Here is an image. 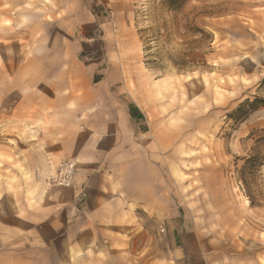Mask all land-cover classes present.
I'll return each mask as SVG.
<instances>
[{
	"label": "rangeland",
	"instance_id": "1",
	"mask_svg": "<svg viewBox=\"0 0 264 264\" xmlns=\"http://www.w3.org/2000/svg\"><path fill=\"white\" fill-rule=\"evenodd\" d=\"M45 58L56 68L69 63L77 83L88 75L100 82L101 63H117L108 74L122 75L125 99L171 153L174 199L190 225L223 240L224 230L238 234L239 251L264 264V104L231 115L264 100V0H177L172 8L98 0L83 10L66 0H0V113ZM8 131L0 125V140L13 138Z\"/></svg>",
	"mask_w": 264,
	"mask_h": 264
},
{
	"label": "crops",
	"instance_id": "2",
	"mask_svg": "<svg viewBox=\"0 0 264 264\" xmlns=\"http://www.w3.org/2000/svg\"><path fill=\"white\" fill-rule=\"evenodd\" d=\"M66 1L80 10L98 2ZM50 62H38L37 78L0 113L13 136L0 140V264H253L238 234L224 230L223 240L190 225L174 199L171 153L125 99L122 75L108 74L117 63H101L100 82L77 83L69 63ZM69 158L74 184L47 185Z\"/></svg>",
	"mask_w": 264,
	"mask_h": 264
},
{
	"label": "built area",
	"instance_id": "3",
	"mask_svg": "<svg viewBox=\"0 0 264 264\" xmlns=\"http://www.w3.org/2000/svg\"><path fill=\"white\" fill-rule=\"evenodd\" d=\"M76 168L77 161L74 158L60 162L55 168V173L50 178L51 184L60 189L71 187L75 181Z\"/></svg>",
	"mask_w": 264,
	"mask_h": 264
},
{
	"label": "trees",
	"instance_id": "4",
	"mask_svg": "<svg viewBox=\"0 0 264 264\" xmlns=\"http://www.w3.org/2000/svg\"><path fill=\"white\" fill-rule=\"evenodd\" d=\"M170 8L176 6L177 0H167ZM260 104H264V100L254 99L253 101L246 100L239 105V107L231 114L235 120L242 119L247 116L249 111L255 110Z\"/></svg>",
	"mask_w": 264,
	"mask_h": 264
}]
</instances>
